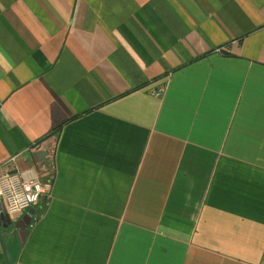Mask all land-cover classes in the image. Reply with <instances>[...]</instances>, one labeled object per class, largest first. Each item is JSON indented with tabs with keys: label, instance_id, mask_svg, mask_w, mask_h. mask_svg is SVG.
<instances>
[{
	"label": "crops",
	"instance_id": "obj_1",
	"mask_svg": "<svg viewBox=\"0 0 264 264\" xmlns=\"http://www.w3.org/2000/svg\"><path fill=\"white\" fill-rule=\"evenodd\" d=\"M15 155L0 264H264V0H0Z\"/></svg>",
	"mask_w": 264,
	"mask_h": 264
},
{
	"label": "built area",
	"instance_id": "obj_2",
	"mask_svg": "<svg viewBox=\"0 0 264 264\" xmlns=\"http://www.w3.org/2000/svg\"><path fill=\"white\" fill-rule=\"evenodd\" d=\"M19 158L20 155L10 157L0 173V207L8 217L36 207L50 192V186L43 184L39 170L35 166L20 167Z\"/></svg>",
	"mask_w": 264,
	"mask_h": 264
},
{
	"label": "water",
	"instance_id": "obj_3",
	"mask_svg": "<svg viewBox=\"0 0 264 264\" xmlns=\"http://www.w3.org/2000/svg\"><path fill=\"white\" fill-rule=\"evenodd\" d=\"M32 215L29 214L27 219L24 221V223L20 226H16L15 229L21 233L22 235L25 234L26 229L30 225ZM11 226V222L8 219L7 215L5 214V211L3 207H0V228L7 230Z\"/></svg>",
	"mask_w": 264,
	"mask_h": 264
}]
</instances>
